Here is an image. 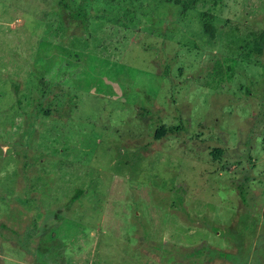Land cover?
Returning a JSON list of instances; mask_svg holds the SVG:
<instances>
[{
  "label": "rangeland",
  "instance_id": "1",
  "mask_svg": "<svg viewBox=\"0 0 264 264\" xmlns=\"http://www.w3.org/2000/svg\"><path fill=\"white\" fill-rule=\"evenodd\" d=\"M263 30L264 0H0V264H264Z\"/></svg>",
  "mask_w": 264,
  "mask_h": 264
},
{
  "label": "trees",
  "instance_id": "2",
  "mask_svg": "<svg viewBox=\"0 0 264 264\" xmlns=\"http://www.w3.org/2000/svg\"><path fill=\"white\" fill-rule=\"evenodd\" d=\"M186 1V0H182ZM188 2V1H187ZM63 7H66L65 5ZM187 8L186 4L182 5V12ZM83 12L81 6H77L74 12V18L78 19L83 23ZM204 31L209 36L210 39L214 38V30L210 25H204ZM249 45L252 51L256 54L264 53V30L260 32H250L248 35Z\"/></svg>",
  "mask_w": 264,
  "mask_h": 264
}]
</instances>
